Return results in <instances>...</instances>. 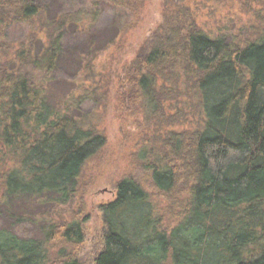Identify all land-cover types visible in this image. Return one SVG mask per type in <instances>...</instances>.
Returning <instances> with one entry per match:
<instances>
[{
  "label": "trees",
  "instance_id": "16d2710c",
  "mask_svg": "<svg viewBox=\"0 0 264 264\" xmlns=\"http://www.w3.org/2000/svg\"><path fill=\"white\" fill-rule=\"evenodd\" d=\"M146 1L71 0L54 14L47 0H0V217L37 232L0 227V264L87 263L86 217L66 220L62 208L105 145L84 110L93 96L84 69L110 43L67 40L90 35L104 3L126 33ZM253 1L256 23L235 35L207 32L184 0L165 1L120 83L124 104L160 133L138 161L151 180L116 183L94 264H264V0ZM62 69L77 77L67 93L55 89ZM151 190L178 210L176 224L163 226Z\"/></svg>",
  "mask_w": 264,
  "mask_h": 264
},
{
  "label": "rangeland",
  "instance_id": "374dc122",
  "mask_svg": "<svg viewBox=\"0 0 264 264\" xmlns=\"http://www.w3.org/2000/svg\"><path fill=\"white\" fill-rule=\"evenodd\" d=\"M47 1L54 14L72 6L71 0ZM165 1L147 0L138 12L134 24L122 34L113 27L119 24V14L108 3H104L99 21L93 26L91 34L79 35L71 30L67 40L69 46L77 49L84 48L91 40L100 44L110 43L98 55L93 56L90 67L84 69L93 76L92 84L89 85L93 96L84 103V110L90 115V121L104 134L105 145L87 160L73 201L62 208L66 220L70 219V213L78 210L82 212L83 218L86 217V240L78 252L86 264H94V256L103 247L105 222L102 205L115 198L116 183L121 177L132 175L137 176L145 186L151 180L138 161L143 157L140 152L150 146L155 138L158 139L160 133L146 130L142 110L128 108L124 104V92L120 83L123 72L133 63L142 44L163 20ZM184 4L191 8L199 25L212 34L220 32L235 35L239 30L248 34L250 27L256 23V16L261 12V4L253 0H184ZM22 35L21 31L14 32L15 37ZM87 73L81 72L82 75ZM72 74L73 71L68 69L60 70L55 88L59 93H67V87H72L71 81L77 78ZM151 191L158 213L163 217V226L168 228L176 224L179 220L178 210L170 207L168 200L155 196L154 190ZM181 193L178 194L181 196L179 199H185ZM52 218L59 220L60 216L55 214ZM0 227H7L20 236L33 237L37 234L34 225L13 224L11 219L3 216L0 217ZM56 251L51 252L52 263L57 262Z\"/></svg>",
  "mask_w": 264,
  "mask_h": 264
}]
</instances>
